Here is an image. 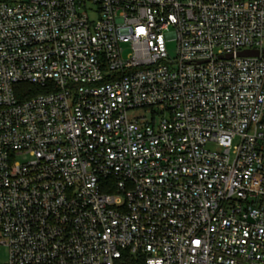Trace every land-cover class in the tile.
I'll return each mask as SVG.
<instances>
[{
	"label": "built area",
	"instance_id": "1",
	"mask_svg": "<svg viewBox=\"0 0 264 264\" xmlns=\"http://www.w3.org/2000/svg\"><path fill=\"white\" fill-rule=\"evenodd\" d=\"M263 50L264 0H0L7 264H264Z\"/></svg>",
	"mask_w": 264,
	"mask_h": 264
},
{
	"label": "rangeland",
	"instance_id": "2",
	"mask_svg": "<svg viewBox=\"0 0 264 264\" xmlns=\"http://www.w3.org/2000/svg\"><path fill=\"white\" fill-rule=\"evenodd\" d=\"M168 51L170 56L175 55L176 51V42H170L168 44ZM8 263V248L6 245L0 243V264H7Z\"/></svg>",
	"mask_w": 264,
	"mask_h": 264
},
{
	"label": "water",
	"instance_id": "3",
	"mask_svg": "<svg viewBox=\"0 0 264 264\" xmlns=\"http://www.w3.org/2000/svg\"><path fill=\"white\" fill-rule=\"evenodd\" d=\"M263 55H264V50L262 51ZM238 55L240 56H258L260 55V51L257 50V49H254V50H243V51H240L238 52Z\"/></svg>",
	"mask_w": 264,
	"mask_h": 264
},
{
	"label": "trees",
	"instance_id": "4",
	"mask_svg": "<svg viewBox=\"0 0 264 264\" xmlns=\"http://www.w3.org/2000/svg\"><path fill=\"white\" fill-rule=\"evenodd\" d=\"M127 264H143V261L139 258H133L130 256V258H128Z\"/></svg>",
	"mask_w": 264,
	"mask_h": 264
}]
</instances>
